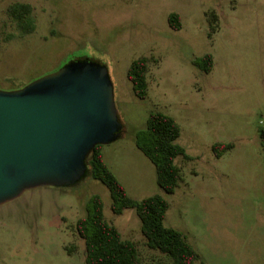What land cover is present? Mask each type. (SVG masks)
Returning a JSON list of instances; mask_svg holds the SVG:
<instances>
[{
	"label": "rangeland",
	"instance_id": "374dc122",
	"mask_svg": "<svg viewBox=\"0 0 264 264\" xmlns=\"http://www.w3.org/2000/svg\"><path fill=\"white\" fill-rule=\"evenodd\" d=\"M17 1L33 5V33L21 36L8 18ZM173 11L182 17L179 30L168 22ZM206 53L214 56L210 73L195 64ZM141 56L150 59L146 99L128 76ZM77 59L109 67L123 131L103 150L129 194L169 200L165 224L200 253L195 264H264V0H0V89ZM153 111L177 119L178 142L194 155L176 159L183 178L174 193L159 186L134 141ZM218 141L235 146L217 157ZM94 195L103 198L106 219L137 244L141 264H173L147 245L134 208L113 212L110 190L91 174L1 204L0 264H86L76 222Z\"/></svg>",
	"mask_w": 264,
	"mask_h": 264
},
{
	"label": "water",
	"instance_id": "95a60500",
	"mask_svg": "<svg viewBox=\"0 0 264 264\" xmlns=\"http://www.w3.org/2000/svg\"><path fill=\"white\" fill-rule=\"evenodd\" d=\"M122 129L109 67L95 60L0 89V205L35 187L76 184L90 150Z\"/></svg>",
	"mask_w": 264,
	"mask_h": 264
},
{
	"label": "trees",
	"instance_id": "16d2710c",
	"mask_svg": "<svg viewBox=\"0 0 264 264\" xmlns=\"http://www.w3.org/2000/svg\"><path fill=\"white\" fill-rule=\"evenodd\" d=\"M7 15L16 23L21 36L36 30L34 7L31 3L22 1L11 3ZM168 22L175 30L183 27L182 17L176 11L169 14ZM195 64L202 72L210 73L215 64L214 56L212 53H206L199 57ZM149 70L150 59L146 56L135 58L128 69L134 92L141 99L149 96ZM181 133L182 127L174 116L163 111H153L148 118L146 129L134 136L137 147L155 165L157 182L167 193H174L183 178L176 159L179 156L192 158L178 142ZM234 146V142L218 141L213 144V150L217 157H221ZM86 164L87 174L104 183L110 190L111 208L114 213L122 214L128 208L136 210L150 248L167 254L173 264H195L201 261L200 253L187 240L184 232L165 224L170 202L164 195L155 193L141 199L131 197L125 185L106 163L102 144H97L90 150ZM104 207L100 195L92 196L87 214L76 222V230L85 240L86 264H141L137 244L125 239L119 228L106 219ZM202 264L206 263L202 261Z\"/></svg>",
	"mask_w": 264,
	"mask_h": 264
},
{
	"label": "crops",
	"instance_id": "0c3cea01",
	"mask_svg": "<svg viewBox=\"0 0 264 264\" xmlns=\"http://www.w3.org/2000/svg\"><path fill=\"white\" fill-rule=\"evenodd\" d=\"M186 149V148H185ZM186 151H187V149H186ZM189 155H191L192 156V158L194 157V155H192L191 153H189V152H187ZM103 154H104V158H105V161H106V163L109 165V167L113 170V172L116 174V175H118L115 171H114V168L112 167V165L111 164H109V162H108V160H107V157H106V153L104 152V150H103ZM119 179H120V177L119 176H117ZM121 182H122V180H120ZM126 187V186H125ZM127 189V188H126ZM128 191V190H127ZM129 193V192H128ZM130 195V194H129ZM131 196V195H130ZM132 197V196H131ZM136 199V198H135Z\"/></svg>",
	"mask_w": 264,
	"mask_h": 264
}]
</instances>
